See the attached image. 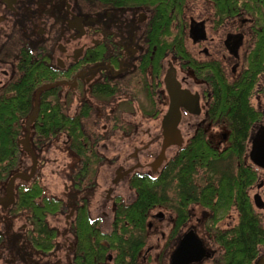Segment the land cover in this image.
Wrapping results in <instances>:
<instances>
[{"label": "flooded vegetation", "instance_id": "af4514ba", "mask_svg": "<svg viewBox=\"0 0 264 264\" xmlns=\"http://www.w3.org/2000/svg\"><path fill=\"white\" fill-rule=\"evenodd\" d=\"M232 2L234 16L230 9L219 13L231 0H0V101L17 98L22 107L13 120L15 164L0 180L6 204L0 205V264H82L85 225L112 232L119 208L138 198L134 179L159 176L199 133L215 150L229 148V120L215 106L217 85L241 80L264 35V0H255L254 16L247 0ZM165 8L171 11L163 20ZM158 27L167 33L159 35ZM176 93L190 111L179 107L173 126L168 114ZM250 101L258 116L237 165L254 178L246 200L262 237L252 263L258 264L264 260V74ZM215 126L224 133L216 137ZM175 131L183 146L168 148L155 170L165 137ZM188 210L169 264L189 231L208 252L191 264H218L223 248L216 229H234L242 213L233 206L225 218L235 222L221 228L224 218L211 229L215 212L196 204ZM143 251L138 264L146 263ZM118 255L110 250L97 264H116Z\"/></svg>", "mask_w": 264, "mask_h": 264}, {"label": "trees", "instance_id": "16d2710c", "mask_svg": "<svg viewBox=\"0 0 264 264\" xmlns=\"http://www.w3.org/2000/svg\"><path fill=\"white\" fill-rule=\"evenodd\" d=\"M247 5L254 16L255 0H247ZM235 6L231 0L227 9L221 6L219 13L227 15L225 11L230 9L231 16H234L232 10ZM170 11L171 8L162 10L163 20L168 18ZM157 32L162 35L167 33V28L158 27ZM262 74L264 35H261L252 49L247 71L241 80L234 86L226 87L224 81L219 79L217 85L215 106L217 115L229 120V148L221 153L212 147L203 133H199L165 166L159 176L146 175L134 179L132 185L138 192V198L132 205L119 208L118 220L111 233L91 230L84 224L86 230L81 239V251L84 253L82 264H97L98 260L106 259L110 250L119 253L116 264H138L140 253L147 245L150 212L158 207H166L177 214L176 234L188 222V209L193 204L215 212V223H208L211 229H215L216 222L223 220L231 208L236 206L242 213L241 224L230 231L216 229L217 242L223 248L218 264L253 263L258 253L257 245L262 240L246 200L247 187L254 182V178L244 168L239 169L237 163L242 159L250 129L258 116L250 99ZM23 100L28 105L29 97L25 96ZM21 109L17 98L9 102L0 101V180L9 177L15 164L13 120ZM200 171L204 172L205 180L197 183L196 177ZM40 194L39 189L33 193L35 197Z\"/></svg>", "mask_w": 264, "mask_h": 264}, {"label": "rangeland", "instance_id": "374dc122", "mask_svg": "<svg viewBox=\"0 0 264 264\" xmlns=\"http://www.w3.org/2000/svg\"><path fill=\"white\" fill-rule=\"evenodd\" d=\"M215 127L217 129L212 130V133L217 134L215 135L216 137L224 133L222 126ZM187 140H189V138H187ZM216 140L218 141L219 138L214 141L216 142ZM222 146H226V144H223ZM168 156L169 158L172 156L170 152ZM202 179L205 180V174L203 171H200L199 175L196 177L197 183H200L199 181ZM171 211L172 210L166 207H158L150 212V217H152V219H149L148 223L153 225L148 227L147 245L143 251V254L146 255V263L140 262V264H169V257L173 248L174 237L173 223L171 220L176 216L173 215V211ZM159 215H164L165 219L160 221L158 218ZM232 218L234 217L232 216ZM230 220L231 216L225 218L219 226L224 228L225 226H228V223L233 224L235 222V219L233 221ZM105 227H103V232L110 233L111 231L109 229L107 230ZM205 239L208 240L207 237H205ZM207 243L210 245V241H207Z\"/></svg>", "mask_w": 264, "mask_h": 264}, {"label": "water", "instance_id": "95a60500", "mask_svg": "<svg viewBox=\"0 0 264 264\" xmlns=\"http://www.w3.org/2000/svg\"><path fill=\"white\" fill-rule=\"evenodd\" d=\"M177 96H180L178 93H176L175 100L176 103H174V107L171 106V109L169 111V115H174V119L172 120V125H177L179 123V118L177 116V113H180V108L181 106L185 107L190 111L189 105H186L182 103L181 101L178 100ZM184 96V95H182ZM196 100V97L193 98ZM193 101V100H192ZM197 115L200 114L199 111L195 112ZM35 114L31 116V119L29 122L33 120V117ZM173 125V126H174ZM175 139V140H173ZM184 144V139L181 137L179 131H175V137H165L164 140V145L162 152L156 159V161L152 164V167L156 170L157 168L161 167V165L164 163L166 160V150L170 148L173 145H177L179 147H182ZM16 177H12L11 180L9 181V188L13 189V184L15 181ZM5 200L0 199V205H6L4 203ZM207 250L203 244V241L198 237V235L194 231H189L186 233V235L183 237L181 240L180 245L178 246L177 251L175 252L173 259H172V264H191L194 262H200L202 259L206 258L207 255ZM207 255V256H206ZM258 264H264V260L261 259L258 261Z\"/></svg>", "mask_w": 264, "mask_h": 264}]
</instances>
